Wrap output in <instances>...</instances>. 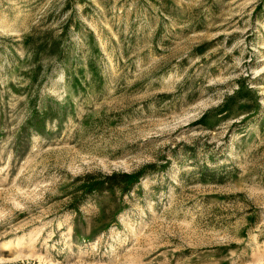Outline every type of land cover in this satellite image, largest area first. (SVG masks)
I'll use <instances>...</instances> for the list:
<instances>
[{"label": "rangeland", "instance_id": "rangeland-1", "mask_svg": "<svg viewBox=\"0 0 264 264\" xmlns=\"http://www.w3.org/2000/svg\"><path fill=\"white\" fill-rule=\"evenodd\" d=\"M0 264H264V0H0Z\"/></svg>", "mask_w": 264, "mask_h": 264}]
</instances>
